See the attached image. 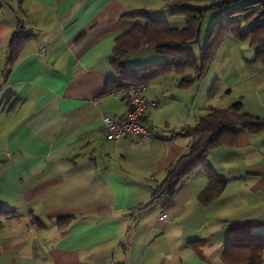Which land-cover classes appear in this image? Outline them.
Returning <instances> with one entry per match:
<instances>
[{
  "label": "crops",
  "instance_id": "0c3cea01",
  "mask_svg": "<svg viewBox=\"0 0 264 264\" xmlns=\"http://www.w3.org/2000/svg\"><path fill=\"white\" fill-rule=\"evenodd\" d=\"M215 1L223 0H0V207L15 212L2 222L0 264H228V236L264 234V131L238 129L236 145L209 152L226 185L208 203L199 200L208 185L199 170L170 209L135 210L187 150L191 135L170 130L238 100L264 118V68L248 40L228 35L187 87L178 86L182 74L175 72L147 84L145 97L157 103L144 120L150 138H105L102 118L126 111L120 93L102 95L113 76L114 39L144 25L123 15L146 11L181 29L185 19L170 15V6ZM18 23L31 37L5 77ZM210 27L203 33L202 25L200 43ZM241 47L249 57L236 56ZM187 49L198 59L199 46Z\"/></svg>",
  "mask_w": 264,
  "mask_h": 264
},
{
  "label": "trees",
  "instance_id": "16d2710c",
  "mask_svg": "<svg viewBox=\"0 0 264 264\" xmlns=\"http://www.w3.org/2000/svg\"><path fill=\"white\" fill-rule=\"evenodd\" d=\"M239 1H215L204 6L172 5L170 15L185 19L181 29L170 27L167 21L146 11L123 15L141 19L144 25H135L114 39L109 61L113 76L106 81L102 95L119 93L131 84L143 83L146 86L152 80L171 72L182 74L178 86L187 87L202 78L228 35L239 41L248 40L255 59L264 68V9L254 12L252 5L256 4L255 0H243V3ZM209 14L214 16V21L204 42L200 43L201 28ZM255 14L258 22H253ZM223 19L225 22H222ZM243 24L246 28H243ZM22 29L23 26L18 23L9 38V55L3 70L5 77L31 37V34L22 32ZM189 45L199 46L198 59L188 51ZM145 48H151L157 55L163 56V61L141 67L126 64L129 56L136 55ZM188 69L193 71V75L185 74ZM214 88L215 85L211 90ZM238 129L250 134L264 131V118L246 112L240 100L223 109L210 107L207 114L201 116L194 125H185L178 131L170 130L173 137L180 134L191 135L187 150L165 168L164 176L153 186L149 200L135 210L150 205H158L162 211L170 209L177 193L199 170L208 178V185L199 195V200L206 204L218 196L224 190L226 181L215 172L207 157L217 146L236 145ZM13 217L14 211L0 207V229L3 220ZM263 252L264 234H231L225 242L222 258L228 264H260Z\"/></svg>",
  "mask_w": 264,
  "mask_h": 264
},
{
  "label": "built area",
  "instance_id": "2783aa9c",
  "mask_svg": "<svg viewBox=\"0 0 264 264\" xmlns=\"http://www.w3.org/2000/svg\"><path fill=\"white\" fill-rule=\"evenodd\" d=\"M255 1L258 7L264 9V0ZM144 90L145 85L143 83H136L119 92L126 102V111L121 117L106 115L102 118L107 140L117 141L127 136L150 138L148 125L144 120L147 113L155 108L157 103L154 100L147 99ZM107 264L117 263L110 261Z\"/></svg>",
  "mask_w": 264,
  "mask_h": 264
},
{
  "label": "rangeland",
  "instance_id": "374dc122",
  "mask_svg": "<svg viewBox=\"0 0 264 264\" xmlns=\"http://www.w3.org/2000/svg\"><path fill=\"white\" fill-rule=\"evenodd\" d=\"M239 2H244L243 0H240ZM214 21V16H212L211 14H209L204 23H203V33H204V30L207 29L208 27L211 26V24L213 23ZM194 49H196V47L194 46L193 49L191 51H193ZM240 54H237L236 56L239 57V56H244V57H249L250 56V49H248L247 47H241L239 50H237ZM237 52V53H238ZM142 54V55H141ZM139 58V62L138 63H146V64H150V63H158V62H155V61H158V58L156 57V53L154 52L153 49L151 48H147L145 49V51H143V53H140L139 55H136V56H129L127 59H126V63L127 65H131L130 63L132 62V60H135ZM238 61V58L235 59V62ZM129 63V64H128ZM133 63V62H132ZM214 80V79H213ZM212 83V81H211ZM211 85V84H210ZM234 89L236 91V87L234 86ZM235 94V93H234ZM234 97V95H233ZM232 98V97H231Z\"/></svg>",
  "mask_w": 264,
  "mask_h": 264
}]
</instances>
